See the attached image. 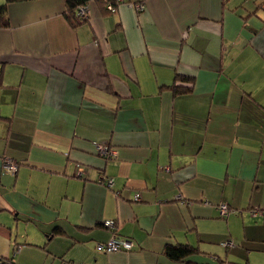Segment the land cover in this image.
<instances>
[{
    "label": "crops",
    "instance_id": "1",
    "mask_svg": "<svg viewBox=\"0 0 264 264\" xmlns=\"http://www.w3.org/2000/svg\"><path fill=\"white\" fill-rule=\"evenodd\" d=\"M88 14L73 27L64 0L7 6L0 263L264 264L263 1H91ZM177 75L191 91L175 93ZM114 234L134 248L96 250ZM169 245L198 253L173 261Z\"/></svg>",
    "mask_w": 264,
    "mask_h": 264
},
{
    "label": "built area",
    "instance_id": "2",
    "mask_svg": "<svg viewBox=\"0 0 264 264\" xmlns=\"http://www.w3.org/2000/svg\"><path fill=\"white\" fill-rule=\"evenodd\" d=\"M124 0H116V5H119L123 3ZM132 7H135L137 10L142 11L145 7L143 3H129ZM107 9L111 12L116 11V6L113 4L108 5ZM88 15V5L82 6L78 10V16L80 18H86ZM97 150L98 153L104 157V158H110L114 155V151L110 149V147L107 144H98L97 145ZM3 167L6 172L15 174L18 169V164L16 161L7 158L3 164ZM100 182H105V184L108 187H112L114 184V178H105L101 179ZM141 199V196L139 193L135 194L134 200L139 201ZM219 212L222 217H226L227 215L230 214V207L228 204L223 203L219 205ZM104 226L110 228L111 230L116 229V222L114 220H106L103 223ZM222 245L230 247L233 246L234 243L231 241H226L223 242ZM134 248V244L131 240L118 236V235H113L107 242L104 243H98L96 246V250L99 252H104V253H112V252H117V251H130ZM2 264V263H0ZM68 264H84V263H76V262H70Z\"/></svg>",
    "mask_w": 264,
    "mask_h": 264
},
{
    "label": "trees",
    "instance_id": "3",
    "mask_svg": "<svg viewBox=\"0 0 264 264\" xmlns=\"http://www.w3.org/2000/svg\"><path fill=\"white\" fill-rule=\"evenodd\" d=\"M24 1H31V0H5V4L0 7V28H8L10 26V21L7 16L8 4L24 2ZM91 1L96 2L97 4L102 6L104 10L107 11H109L107 9L108 5L113 4L116 6V11H117L118 5H116V0H64L65 17L73 27H77L78 25L85 23L88 20L89 14L87 15L86 18H80L78 16V10L80 7L88 5ZM263 6H264V1H263ZM179 81L191 82L192 79L186 76L177 75L175 78V83L172 86L176 94L186 93L191 91V88H185V87L181 88L180 86H176L177 82ZM196 253H198V250L188 245H177V246L169 245L165 249V254L173 261H184L188 257Z\"/></svg>",
    "mask_w": 264,
    "mask_h": 264
},
{
    "label": "rangeland",
    "instance_id": "4",
    "mask_svg": "<svg viewBox=\"0 0 264 264\" xmlns=\"http://www.w3.org/2000/svg\"><path fill=\"white\" fill-rule=\"evenodd\" d=\"M262 1H264V0H259V2H262ZM226 241H231V240H226ZM226 241H224V242H226ZM231 242H233V241H231ZM259 256H261V254H259Z\"/></svg>",
    "mask_w": 264,
    "mask_h": 264
}]
</instances>
